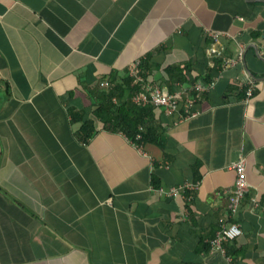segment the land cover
Instances as JSON below:
<instances>
[{
  "label": "crops",
  "instance_id": "0c3cea01",
  "mask_svg": "<svg viewBox=\"0 0 264 264\" xmlns=\"http://www.w3.org/2000/svg\"><path fill=\"white\" fill-rule=\"evenodd\" d=\"M129 79L131 101L206 90L188 117L132 101L137 143L97 115ZM185 182L191 200L169 195ZM0 264H264V0H0Z\"/></svg>",
  "mask_w": 264,
  "mask_h": 264
},
{
  "label": "built area",
  "instance_id": "2783aa9c",
  "mask_svg": "<svg viewBox=\"0 0 264 264\" xmlns=\"http://www.w3.org/2000/svg\"><path fill=\"white\" fill-rule=\"evenodd\" d=\"M212 37L215 43L219 42L220 38L225 34L221 31H209L208 32ZM244 49H240L239 55L237 58L230 59L228 61L227 66L236 65L239 62H243L244 60ZM138 63H135L131 67L130 75L135 76L136 81L143 82L142 77L139 74V69L137 66ZM102 85H108V82H103ZM255 87V82L253 79L248 77L247 79V90H246V99H250L253 95V90ZM144 89H147V85L144 86L143 90L136 93L132 101L136 104H147L148 101H152L155 105L162 107L167 114L180 113L183 112L185 117L191 115L190 107L195 104L197 99H199L200 93L206 90V86L202 84H198L194 86L195 92H197L196 96L183 95L182 93H167L165 91H161L159 88L154 86L150 92L148 91L147 95L144 92ZM181 94L183 99H181ZM140 137L138 136L137 139ZM247 163L244 157H241L236 163H234L233 168L237 174L236 181L233 189V195L230 198L229 208L232 213L237 212L241 201L244 199L247 190H248V180H247ZM197 189V183L193 182H185L179 186L172 187L168 190V193L172 197L182 196L188 200L192 199V193ZM160 191H163L162 188ZM242 234V229L237 223H230L228 225H222L218 236L211 241V250L218 249L219 251L225 252L224 247L222 245L223 242L232 241L235 238L239 237Z\"/></svg>",
  "mask_w": 264,
  "mask_h": 264
},
{
  "label": "trees",
  "instance_id": "16d2710c",
  "mask_svg": "<svg viewBox=\"0 0 264 264\" xmlns=\"http://www.w3.org/2000/svg\"><path fill=\"white\" fill-rule=\"evenodd\" d=\"M130 79L126 84L115 85L111 88L110 93L105 96V103L101 105L97 111L98 118H101L106 128L111 132H123L128 138L134 139L137 143L148 142L151 140L149 127L144 123V118L147 116V110L138 108L131 101L133 91L130 87ZM116 98V103H113V98ZM93 123L86 121L82 130V139L88 142L94 135L92 129ZM141 127L143 129H141ZM141 135L140 139H136Z\"/></svg>",
  "mask_w": 264,
  "mask_h": 264
}]
</instances>
